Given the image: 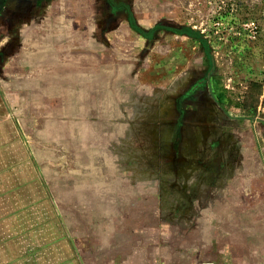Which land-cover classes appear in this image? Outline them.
Listing matches in <instances>:
<instances>
[{
    "label": "rangeland",
    "instance_id": "obj_1",
    "mask_svg": "<svg viewBox=\"0 0 264 264\" xmlns=\"http://www.w3.org/2000/svg\"><path fill=\"white\" fill-rule=\"evenodd\" d=\"M2 8L0 118L5 167L17 164L5 175L43 195L34 219L51 225L52 253L264 261V107L241 105L264 84V0Z\"/></svg>",
    "mask_w": 264,
    "mask_h": 264
},
{
    "label": "crops",
    "instance_id": "obj_2",
    "mask_svg": "<svg viewBox=\"0 0 264 264\" xmlns=\"http://www.w3.org/2000/svg\"><path fill=\"white\" fill-rule=\"evenodd\" d=\"M0 1L2 13L5 0ZM262 89L261 99L264 96L263 83ZM5 125V117L0 118V264H68L62 257L52 253L51 240L45 245L46 241L42 239V233L51 225L49 222L43 224L40 232L41 212H37L40 219L37 222L34 219L35 211L43 204V195L34 188L35 182L24 183L18 177H15L17 180H7L5 174L14 172L16 169L13 168H17V164L16 160L9 159L5 167ZM263 262L227 260L212 264H264Z\"/></svg>",
    "mask_w": 264,
    "mask_h": 264
},
{
    "label": "trees",
    "instance_id": "obj_3",
    "mask_svg": "<svg viewBox=\"0 0 264 264\" xmlns=\"http://www.w3.org/2000/svg\"><path fill=\"white\" fill-rule=\"evenodd\" d=\"M130 24L133 29H137L131 21ZM155 28H153L154 30ZM262 97V84L257 81H250L245 91L244 99L242 100V107L245 110H256L258 106L264 107V97Z\"/></svg>",
    "mask_w": 264,
    "mask_h": 264
},
{
    "label": "water",
    "instance_id": "obj_4",
    "mask_svg": "<svg viewBox=\"0 0 264 264\" xmlns=\"http://www.w3.org/2000/svg\"><path fill=\"white\" fill-rule=\"evenodd\" d=\"M207 264H210V263H207Z\"/></svg>",
    "mask_w": 264,
    "mask_h": 264
}]
</instances>
